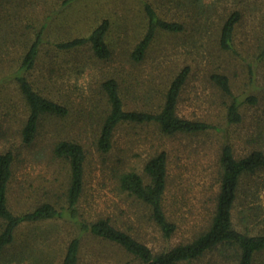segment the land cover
I'll return each instance as SVG.
<instances>
[{"label":"rangeland","instance_id":"374dc122","mask_svg":"<svg viewBox=\"0 0 264 264\" xmlns=\"http://www.w3.org/2000/svg\"><path fill=\"white\" fill-rule=\"evenodd\" d=\"M143 1L149 2L161 18L183 22L184 31L158 33L145 59L136 64L127 61L125 53L144 31ZM232 9L241 13L234 35L236 53L221 51L216 41L220 17ZM102 19H109L113 27L109 34L114 48L111 60L95 59L86 46L55 70L56 85L48 83V70L42 66L31 74L34 87L48 95L51 88L52 96L66 103L70 113L65 118H44L35 141L22 144L20 129L26 105L16 83L4 75L8 69L17 68L29 38L42 25L47 26V38L57 41L86 35ZM263 22L264 0H197L192 6L190 0H0V153L9 150L16 155L10 207L23 210L32 191L40 196L61 194L67 168L53 157L52 148L56 141L72 138L86 149L80 204L86 219L109 217L117 227L136 234L153 253L188 241L206 225L211 209L208 198L217 189L212 179L215 157L223 140L226 138L237 154L253 146L264 148V90L260 89L264 86V58L256 59L261 52ZM41 54L47 57V50ZM249 64L255 72L250 93L256 94L258 102L241 107L240 124L226 126V99L209 81V75H228L233 92L241 94L250 89ZM185 65L190 72L177 114L218 124L225 129L224 134L161 137L154 126L123 124L114 132L112 152L102 155L96 151V122L104 102L99 84L105 75L119 79L125 105L134 108L151 94L158 97L167 80ZM163 148L169 152L166 206L178 223L176 232L167 239L151 224L146 208L120 193L113 179L114 170L133 169L143 174L144 162ZM258 179L264 183V173ZM203 183L207 190H203ZM258 197L262 215L255 223L264 228V189ZM241 210L238 206L234 211L237 226ZM76 234L75 227L61 219L24 223L16 230L14 243L0 264H61L66 246ZM220 254L224 253L206 254L195 264H231ZM78 256V264H140L119 246L90 234L81 236ZM258 263L264 264V255Z\"/></svg>","mask_w":264,"mask_h":264},{"label":"trees","instance_id":"16d2710c","mask_svg":"<svg viewBox=\"0 0 264 264\" xmlns=\"http://www.w3.org/2000/svg\"><path fill=\"white\" fill-rule=\"evenodd\" d=\"M71 1L73 0H66V3ZM193 1L197 0H190L191 6ZM142 9L144 31L125 53L127 61L136 64L145 59L158 33L177 34L184 31L183 22L161 18L149 2L143 1ZM240 18L238 9H232L220 17L216 41L221 51L236 53L234 35ZM112 28L109 19H102L86 35L57 41L47 38L46 25L35 30L18 58L17 68L8 69L9 73L4 75V78L16 83L17 91L26 105L27 114L20 129L22 144L28 146L35 141L44 118H65L70 113L66 103L52 96L51 88L49 95L38 91L30 78L31 74L42 66V70H48V83L56 85L53 77L55 70L60 64H68L67 59L86 46L95 59L111 60L114 55L112 41L109 39ZM261 38V52L256 56L257 60L264 58V22ZM45 46L51 47L49 49ZM44 49L47 50V57L41 54ZM252 66H247L248 76L252 78L250 89L241 94L233 92L228 75L219 72L209 75V81L226 99L223 102L226 126L240 124L241 107L258 102L256 94L250 93L254 90L252 85L255 82ZM189 69L188 66H183L167 80L158 97L152 98L151 94L142 101L143 104L134 108H127L125 105L119 79L105 75L99 84L104 102L100 106L96 122V151L102 155L111 153L114 148V132L123 124L154 126L161 137H195L209 132L224 134L225 129L218 124L203 119H188L177 114ZM260 89L264 90V86ZM52 153L67 168L66 186L61 189V194L56 192L40 196L35 191L29 192L21 211H14L9 203L16 155L9 150L0 153V258L13 245L18 227L24 223L51 219L64 220L77 231L66 246L61 264H78L80 241L84 234L119 246L140 264H195L206 254L216 251L224 253L220 256L231 264H259L258 260L264 255V228H258L255 223L262 215L260 205L257 204L259 192L264 189V183H259L258 179L264 173V148L261 146H253L248 152L237 154L229 141L226 138L223 140L215 157L216 170L214 169L212 179L217 189L208 198L211 200V209L206 225L196 230L188 241L157 253H153L136 234L117 227L109 217L94 220L84 217L80 204L85 189L86 149L81 143L72 138L60 139L54 143ZM168 160L169 152L163 148L144 162L143 174L133 169L113 172L116 189L146 208L149 221L165 239L170 238L178 227L176 217L170 214L166 206L170 182ZM204 185L205 183L202 185L203 190L206 189ZM238 206L242 208L239 226L234 222V211Z\"/></svg>","mask_w":264,"mask_h":264}]
</instances>
